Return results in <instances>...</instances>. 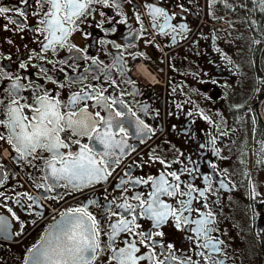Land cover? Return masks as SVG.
Wrapping results in <instances>:
<instances>
[{"label":"flooded vegetation","instance_id":"af4514ba","mask_svg":"<svg viewBox=\"0 0 264 264\" xmlns=\"http://www.w3.org/2000/svg\"><path fill=\"white\" fill-rule=\"evenodd\" d=\"M176 2L177 0H130L124 2L120 9L96 5L92 15L80 24V31L74 32L69 38L70 43L77 47L88 48V54L102 60L104 65L112 64L117 49L112 44L101 41H114L122 46L131 42L132 46L125 50L129 66L133 64L129 53L142 52L150 58L143 62L142 58H138L135 66L131 67L129 75L137 82L140 94L135 98L127 96L124 99L130 103L137 116L154 130V135H151V139L145 136L144 142H141L142 138L135 135L136 124L127 127V142L135 146L136 151L125 157L116 172L109 177L107 188L103 185L88 187L83 192L66 194L58 201L44 200V194L54 193H44L42 189L33 186L39 184L44 175L45 160L50 155L47 151L39 150L42 159L33 160L30 165L24 160L14 163L8 145H5L8 150L0 149L3 163L8 165L4 169L7 180L0 191H6V196L9 197L0 205V217L6 221L7 229L6 232H0V264H24V260L29 257L28 250L39 244L50 226L63 219L60 213L87 204L89 200H96L101 205H89V211L100 221L101 240H105L103 231L108 230L104 211L107 203L105 194H108V200L121 195L120 190H113V187L118 178L129 170V166H132L133 177L144 178L158 176L161 171L191 168L194 169L192 175L185 172L181 179L190 181L201 189L206 186L203 175L210 176L213 192L209 195V208L216 213L215 227L218 229L212 235L224 241L225 254L219 258L223 260V264H264V213L259 215L257 212L259 204L264 209V203L261 202L264 201V181H252L254 172L264 162V123L259 110L264 98V38H250L240 28L246 24L253 33L252 28L257 26L259 17H247L241 13L233 21L238 28L232 30L222 25L229 20L228 9H245L240 6L242 3H246L247 8L259 9L258 3L256 0H211L210 7V0H180L188 11L177 15L170 23L177 26L184 24L187 26L186 30L183 33L158 35V30L153 28V20L143 5L155 3L171 14L173 11L180 12L175 7ZM18 3L19 0H0V6L10 8ZM133 5L140 6V23L136 20L137 12ZM27 10L32 12L31 8ZM118 11L121 15L116 14ZM101 12L105 15L101 16ZM37 19L38 17L30 15L27 26L34 27ZM122 19H126L127 23H117ZM101 21L106 22L98 27ZM157 22L163 24L164 18L160 17ZM7 23L6 19L0 17V67L7 66L6 72L26 75L34 81L23 95L28 96L36 85H43V90H50L53 95L59 96L63 104H67L71 96L85 85L99 83L93 78L94 71L84 73L83 70L89 67L88 61L70 59L68 63L75 67L56 63L70 56L67 48L58 49L55 54H45L54 63L33 59L26 72L19 69V63L27 62L32 50L39 52L40 44L36 42V34L27 28L23 32L5 31L4 25ZM142 26L146 31L137 35ZM113 27L116 29L114 33L102 30ZM9 28L14 26L9 25ZM239 28L242 30L239 31ZM85 33L88 34L87 37ZM125 36H129V40H125ZM173 36L176 38L173 39ZM7 38L13 42L8 44ZM148 39L152 43H145ZM7 56H11V60L3 58ZM32 64L37 67H32ZM41 64L49 69L47 75L57 83L44 78L38 67ZM61 68L64 71H60ZM117 71L113 69L112 75L120 83ZM148 74L154 76L153 84L149 82ZM82 75L86 79L81 82L79 77ZM69 79L76 82L69 83ZM23 82L28 83L27 80ZM60 83L65 86L60 87ZM6 85L10 87V82L0 79V95H6ZM120 88L130 86L120 83ZM142 108L146 111H142ZM89 111L94 113L99 109H93L89 102ZM129 119L135 122L136 117ZM0 131L3 129L0 128ZM62 139L71 143L75 137L66 130L62 133ZM212 140H215L214 144L211 143ZM81 143L91 146L86 137L81 139ZM77 149V145L71 144V151L75 152ZM214 150H218V154ZM150 155L166 160L172 164V168L164 169L158 161L150 159ZM251 159L254 168L248 178ZM177 160L180 163H173ZM211 164H215L216 168L212 169ZM30 176L34 179H30ZM221 182L226 187L221 188ZM248 189L251 193L254 189L260 194L254 198L256 213L253 227L246 209ZM24 191H28L43 207L27 209V202L24 207L15 203L16 193ZM57 191L67 192L66 189ZM132 191H147V187L141 186ZM132 191L128 194L131 195ZM165 200L175 203L171 198L165 197ZM202 202L194 201L193 208H200ZM49 207H57L56 212L48 214ZM8 208L19 217V221L24 222L25 235H16L21 226L19 221L13 219ZM38 212L42 215H36ZM192 215L195 216V213ZM139 223L142 225L140 230L144 232L152 229L150 220L142 219ZM160 231L164 236L156 237L157 240L165 245L173 244L178 255L187 253L195 256L193 241L188 239L192 233L183 228L178 230L171 219ZM146 251L147 249L142 248V252ZM108 256L109 253L104 252L95 264H108Z\"/></svg>","mask_w":264,"mask_h":264},{"label":"snow or ice","instance_id":"6c2138e0","mask_svg":"<svg viewBox=\"0 0 264 264\" xmlns=\"http://www.w3.org/2000/svg\"><path fill=\"white\" fill-rule=\"evenodd\" d=\"M124 2L130 0H31V3L30 0H19L18 5L12 8L0 6V17L8 21L4 25L5 31L23 32L27 28L38 37L36 42L40 44L39 52L32 50L28 61L19 63V69L26 72L33 59L54 63L45 54H55L58 49L67 48L70 56L56 63L75 67L68 63L70 59L88 61L89 67L83 70L84 73L94 71L93 78L99 82L96 85H85L71 96L67 104H63L58 95H53L50 90H43V85H36L30 95H23L34 81L26 75L6 72L7 66L0 67V79L10 82V87L6 85L4 88L6 95H0V128L3 129L0 131V149L8 150L5 149V145H8L14 163L24 160L30 165L33 160L42 159L39 150L50 154L45 160L41 182L33 185L44 193H54L44 194L43 199L46 201H58L66 194L83 192L85 188L96 185L107 188L109 177L116 172L125 157L136 151L135 146L127 142L126 128L131 127L133 123L136 124L135 135L142 138L141 142H144L145 136L151 139V135H154V130L137 116L130 103L124 99L127 96L135 98L140 94L137 82L129 75L131 67L135 66L138 58H142V62L150 58L142 52L129 53L133 61L129 66L125 50L132 46L131 42L122 46L114 41H101L104 44H112L117 49L112 64L104 65L102 60L88 54V48H79L69 40L74 32L80 31V24L92 15L96 5L120 9ZM256 2L260 11L264 12V0ZM143 6L152 18L153 28L158 30V35H167L169 32L183 33L186 30L187 26L184 24L177 26L170 23L177 15L188 11L180 0L175 4L180 10L179 13L173 11L170 14L155 3ZM209 6L211 7V0ZM240 6L248 7L246 3ZM139 7L133 5L138 23L141 22ZM28 8L32 9L31 13ZM116 14L121 15L119 11ZM30 15L38 17L34 27L27 26ZM100 15L104 16L105 13L101 12ZM160 17L164 18L163 24L157 22ZM104 22L106 21L99 22L97 26L102 27ZM117 23H127V20L122 19ZM9 25L14 28H9ZM102 30L106 33L116 31L115 27ZM144 31L146 30L142 26L137 35ZM87 35L85 33L86 37ZM175 38L173 36V39ZM124 39L129 40V36ZM6 42L11 44L13 41L7 38ZM145 43L152 41L148 39ZM3 58L11 60V56ZM31 66L37 67L34 64ZM38 67L45 79L57 83L47 75L48 68L43 64ZM113 69L118 70L120 83H126L130 88H120V83L113 78ZM60 71L64 69L61 68ZM84 79L86 76L79 77L81 82ZM25 80L28 81L27 84L23 82ZM68 82L76 81L69 79ZM59 86L65 85L60 83ZM89 102L93 109L99 111L90 112ZM80 104L83 107L78 108ZM141 110L146 111L143 108ZM129 117H136L135 122ZM66 130L75 137L71 143L62 139V133ZM85 137L91 142V146L81 143V139ZM211 143L214 144L215 140ZM71 144L78 146L77 151L70 150ZM214 151L218 154V150ZM150 159L158 161L164 169L172 168L171 163L159 156L150 155ZM6 167L8 165L3 163V155L0 153V188H4L7 180L4 171ZM131 168L132 166H129V170L118 178L113 187V190L119 189L121 195L108 200V194H105L107 203L104 211L108 226V230L103 231L105 240H101L100 221L89 211V205H101L96 200H89L87 204L60 213L62 222L41 244L28 250L29 257L24 260V264H95L104 252L109 253L108 264H223L219 257L225 254L224 241L212 235L218 232V229L215 227L216 213L209 208V195L213 192L210 176L203 175L206 186L201 189L192 182L181 179L185 172L189 176L192 175L194 169L191 168L161 171L158 176L147 178L133 177ZM211 168L215 169L216 165L211 164ZM29 178L34 179L31 176ZM141 186H146L147 191H132ZM220 187L226 185L221 182ZM57 189H66L67 192ZM130 191L131 195L128 194ZM251 195L255 198L260 194L253 189ZM165 197L173 199L175 203L166 202ZM7 199L9 197L6 196V191H0V205ZM194 201H203L201 207L193 208ZM14 202L21 207L27 202V209L43 207L28 191L16 193ZM8 211L12 213L13 219L19 221V217L11 208H8ZM36 215L42 213L38 212ZM142 219L152 222V229L148 232L140 230L142 225L139 221ZM169 219L178 230L183 228L192 233L188 239L193 241L195 256L187 253L178 255L173 244L165 245L156 239L164 236L160 229ZM19 223L21 228L16 235H25L24 222ZM5 225L6 221L0 217V232L7 231ZM125 236L127 238H124ZM142 248L147 251L142 252Z\"/></svg>","mask_w":264,"mask_h":264},{"label":"trees","instance_id":"16d2710c","mask_svg":"<svg viewBox=\"0 0 264 264\" xmlns=\"http://www.w3.org/2000/svg\"><path fill=\"white\" fill-rule=\"evenodd\" d=\"M245 13L253 17H259L258 22L256 23L257 26H253L252 30L256 36H259L261 39H263L264 38V12H261V11L257 12L255 11V9L254 10L245 9ZM262 136H264V133L262 134ZM257 212L259 215L264 213V209L262 208V206H260V204L258 206Z\"/></svg>","mask_w":264,"mask_h":264},{"label":"rangeland","instance_id":"374dc122","mask_svg":"<svg viewBox=\"0 0 264 264\" xmlns=\"http://www.w3.org/2000/svg\"><path fill=\"white\" fill-rule=\"evenodd\" d=\"M243 28L245 26H242ZM239 31H241L242 29H238ZM245 34V33H243ZM150 80H154L153 76H149ZM264 160V157H262V161ZM255 175L252 177L254 178L252 181H264V162L261 163L260 167L257 169V171L254 172Z\"/></svg>","mask_w":264,"mask_h":264},{"label":"water","instance_id":"95a60500","mask_svg":"<svg viewBox=\"0 0 264 264\" xmlns=\"http://www.w3.org/2000/svg\"><path fill=\"white\" fill-rule=\"evenodd\" d=\"M263 102H264V99H262V101L260 102V106H261V104H263ZM261 119H262V121H263V123H264V119H263V116H262V114H261ZM62 221V220H61ZM61 221L60 222H56V223H54L49 229H48V231L46 232V234H45V236L43 237V239L40 241V243L39 244H41L54 230H55V228H56V226L57 225H59L60 223H61ZM38 244V245H39Z\"/></svg>","mask_w":264,"mask_h":264},{"label":"clouds","instance_id":"9594fccd","mask_svg":"<svg viewBox=\"0 0 264 264\" xmlns=\"http://www.w3.org/2000/svg\"><path fill=\"white\" fill-rule=\"evenodd\" d=\"M5 154H7V153H5Z\"/></svg>","mask_w":264,"mask_h":264}]
</instances>
